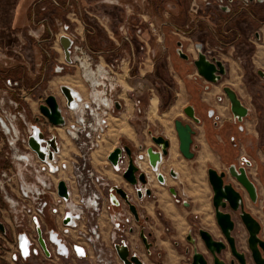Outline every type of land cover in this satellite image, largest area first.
Wrapping results in <instances>:
<instances>
[{"label":"built area","instance_id":"1","mask_svg":"<svg viewBox=\"0 0 264 264\" xmlns=\"http://www.w3.org/2000/svg\"><path fill=\"white\" fill-rule=\"evenodd\" d=\"M139 1L144 4L152 0ZM207 1L191 0L190 12L196 14L198 4ZM111 4L117 6L118 1L113 0ZM122 9L130 11L128 6ZM145 15H141L144 21ZM74 17L72 12L66 15V22L60 24L54 34V45L59 46L61 37L71 42L70 65L79 71L85 89L83 93L71 89L75 95L69 105L60 91L55 95L63 125L54 127L39 113L29 118L22 104L28 102L29 94L23 90L12 94L15 90L8 81L0 91V154L8 163L0 170V197L5 205L0 218L5 229L3 233L0 231V259L9 264H61L63 261L68 264L77 261L122 264L114 249V245L121 242L130 253L136 254L127 238L133 231H139L140 226L121 199L117 198L118 206L111 204L107 195L109 184L92 165V155L101 147L111 119L118 113L114 105L120 101L117 91L122 90L121 80L128 77L129 70L123 72L122 62L121 67L113 70L101 61V57L95 60L84 46L82 29L79 32L72 28V24H76ZM133 29L138 32V28ZM148 29L161 43L152 23L148 24ZM41 30H29L28 36L38 40L43 33ZM119 31L126 41L133 32L126 26H121ZM13 55L21 56L20 52H9L0 44V67L7 68L14 61ZM151 57H154L153 51ZM34 126L43 135L38 141L45 154L43 160L28 146ZM52 135L55 136V151L47 145ZM133 158L136 166L138 159H147L144 154ZM108 165L114 174L122 176L128 158L123 153L115 166L109 162ZM146 179H149L147 175ZM60 181L65 184L66 198L57 194ZM139 188L142 198L146 197L147 187ZM134 192L136 194L135 189ZM37 229L41 230L48 257L38 242ZM20 234L29 247L26 259L18 249Z\"/></svg>","mask_w":264,"mask_h":264},{"label":"rangeland","instance_id":"2","mask_svg":"<svg viewBox=\"0 0 264 264\" xmlns=\"http://www.w3.org/2000/svg\"><path fill=\"white\" fill-rule=\"evenodd\" d=\"M20 1L0 0V44L2 48L9 52L15 50L21 54V56L13 55L14 61L7 68L0 67V91L7 84V78L3 76V71L8 69L13 70L12 75L10 74L9 76L16 80L18 85L17 87L10 85L15 90L12 94H19L20 90L29 94L30 98L28 102H22V104L27 109V114L30 118L33 116L36 117L39 113L38 105L42 97L44 98L45 95L55 96V94L59 93L60 86H67L61 80L65 76H72L73 82L70 84L71 87L79 85L83 90L85 89L80 79L79 71L71 65H66L62 49L59 46L54 47V34L57 32L59 25L66 22V15L69 12H72L75 16L74 19H76V24H72V28H77L79 32L81 29L83 31V23L85 22L93 29V31L87 29L90 30L91 35L85 36L83 33L82 35L85 36L83 37L85 42L84 46L87 44L97 53L94 59L97 60L98 57H101L102 61L113 67V70L116 69V66H120L122 62V70L124 73L128 65V77L130 80L136 76L139 67H144L140 64L143 61V52L137 43L133 44L131 41L133 34H130L128 41H126L124 35L119 31V28L126 26L135 33L133 27L137 26L141 30L140 36L142 37L143 46L149 51L146 57L150 58L153 63L152 72L147 74L149 76L145 79L153 91L151 93L147 91V88H150L146 85L141 90V94H138L141 101L140 112L138 114L135 112L130 119L124 122L125 126L129 127L128 130H130L132 135L129 136L121 132L124 135H121L120 143L117 147H129L133 156L146 155L145 150L148 147L156 148L148 132H151L154 136L166 138L163 121L166 122V120H169L166 125L172 129V133L174 134L173 145L175 144V147L178 149V140L174 130V119L179 120L180 117H170L168 115V117L166 116L167 118L161 117L173 105L175 101L174 95L177 89L171 76L172 73L169 71L170 68L167 67V51L165 48L169 46L171 54L178 57L174 53L176 52L177 54V43H182L185 50L181 52L188 55L190 59L186 62L191 63V57L195 59L197 57L195 52L192 51V54H190L187 51V45L191 42L196 43L202 40L203 48L206 51H210L212 47L214 49H217L215 47H222L217 43V41H220L217 39L219 37L217 26L221 22V19H223L220 11L209 9L204 16L205 19H202V21L196 14L190 12V6L188 9L190 0H185L187 3L180 0H152L144 4H141L139 0H117V6L111 4L113 0H67L70 7L65 11H55V9L44 1L36 7V12H38V14L35 12L37 16L35 17L36 23L32 24L29 19L28 9L35 0H25L22 3L23 10L15 17L16 6ZM60 1L64 2L65 0ZM134 1L139 2L135 4ZM123 6L129 7V13L124 12V9H122ZM41 8L44 10L42 11ZM187 9L190 14L185 18ZM144 14H146L145 21L141 18V15ZM202 22H204V25L200 26ZM149 23H152L157 29L161 43L157 41V36L149 31ZM185 23H187L188 27H192L189 34V30L184 28ZM200 28L202 29L201 31H199ZM37 29H42L41 31H43L38 40L28 36L29 30ZM48 29L51 31L49 34L50 38L52 37V40L49 39V41L46 32ZM174 29L178 31L175 33ZM43 39H47V41L42 42L44 41ZM40 42H42L44 54L40 50H35L36 45ZM223 43H227V41H223ZM145 44H148L149 47H146ZM222 49L218 50V52L222 53L226 50L224 48ZM151 51L154 52L153 58L151 57ZM131 60H134V64L131 63ZM58 65L63 67L61 74L54 73V69ZM57 78L61 79L59 80ZM52 81L57 82L55 87L51 86ZM121 83L124 92L122 94L119 93L121 94L120 97L125 99V95H127L133 100L136 99L134 92L132 93L126 85L127 83L129 86H133V83L123 80H121ZM152 95L159 99L157 114L160 116L154 120H150L147 115L149 98ZM195 144H197L196 141ZM193 152L196 153V150H193ZM193 160L194 158L192 160H186L178 153L177 158H171V160L167 161L163 171L167 180L165 187H161L155 182V177H152V171L147 164V171L144 170V173L148 175V178L153 179L157 185L156 187L147 185V188L151 191L148 198L149 200L153 199L152 193H155L159 199V206L162 204L160 206L161 209L156 208L154 211V218L157 220L154 222L147 219L144 211L139 209V224L146 234L151 229L156 231V233L159 232L162 234L166 231L174 232L176 237H182L186 234L189 227H191L192 222H199L201 226L210 228L209 224L212 222L213 208L211 203L212 191L207 179V163L205 162L202 166V162H193ZM183 163L185 164V168L179 171L177 168L179 164ZM7 165V161L0 154V170L7 167ZM169 167L177 171V179H173L170 176L168 171ZM169 188L175 190L177 197L169 193ZM182 202L190 204V208H185ZM4 207L5 205L0 197V218L1 210H4ZM0 264L9 263L0 259Z\"/></svg>","mask_w":264,"mask_h":264},{"label":"crops","instance_id":"3","mask_svg":"<svg viewBox=\"0 0 264 264\" xmlns=\"http://www.w3.org/2000/svg\"><path fill=\"white\" fill-rule=\"evenodd\" d=\"M23 2H25V0H21L16 6L15 17H17L18 14L21 13V10H23ZM202 25H204V22H202L201 26ZM140 33V29H138V32L135 33L133 31L131 41L133 44L137 43L143 52V61H141L140 64L144 67L138 68V73L136 74L137 76L134 78L129 80L127 77L123 80L133 83V86H129L127 83L126 85L132 93L134 92L136 99L133 100L127 95H125V99L120 97L124 92L122 83V90L117 91L118 94L121 93L119 94L121 109L117 110L118 113L113 118L120 117L122 122L130 119L135 112H137V114L140 112L141 101L138 94H141V90L147 85L150 88H147V91L150 93L153 91L151 86L144 79L147 74L152 72L153 63L150 58L146 57V49L143 46L144 44L142 43ZM247 37L248 36L244 37V40H242L240 44H237L234 47H229L224 50V52L217 55L218 59L225 64L226 68L225 76L217 84H208L203 79L198 77L191 63L173 56L169 51V46H167L165 50L167 51V67L170 68L169 71L172 73L171 76L177 88L174 95L175 101L171 107L178 104L179 113L173 117H180L179 120L183 123H189L192 125V129L195 132L192 137L191 146V151L194 155L193 158L195 159L200 149L205 150L210 156V160L213 157L216 162L215 166L206 162L207 169L212 168L217 172L227 169L230 165H238L240 158L250 161L252 166L248 170V175L257 188L259 207L264 208V128L262 126L264 123V83L259 77L255 76L256 72L259 70L264 72V26L260 29V38L258 41H252L247 39ZM200 42L201 40L197 43ZM194 45V42L187 45V51L190 52V54H192V51L195 52ZM248 45L254 46V52L250 56L251 65L247 70L244 61L248 55ZM55 46L57 45H54V47ZM145 46L149 47L148 44H145ZM37 47L38 45H36L35 50H40L39 47ZM35 53L37 52L35 51ZM193 59L195 58L191 57V60ZM127 70H129L128 65L126 71ZM250 76L254 78V81L251 84L249 82ZM225 86L231 88L236 93L242 105L247 108L248 115L241 123L236 122L231 114L229 102L222 91ZM71 88L81 93L84 92L79 85H74ZM153 97L157 100L156 105L158 111L159 99L156 96L152 95L149 98V106ZM189 105L193 107L195 116L199 119V124L197 125L192 123L183 113V110ZM210 111L212 112L211 115ZM123 116L125 118H123ZM217 119H219V123L216 125L215 120ZM175 120L178 119H174V121ZM238 125L243 127L242 132L237 131ZM116 129V123L113 119H111L109 130L101 147L92 155V165L105 177L109 184V188L112 186L120 187L131 195V203L136 206L138 214L140 211L139 209H142L147 219H150V221L152 220L153 222L157 221L154 218V211L156 208L161 209L157 195L152 193L153 199L151 200H149L148 197H144L141 200L137 199L134 189L122 179V176L114 174L108 165L107 155L117 147L120 143L119 140L121 135H124L121 131ZM172 135L174 140V134L172 133ZM231 137L236 139V148H233L232 144L229 142ZM166 139L168 140L167 137ZM173 140L172 142L168 140L170 143L168 155L162 159V162L157 168V173L163 176H165L163 173L165 163L171 160V158L175 159L178 157L179 151L177 152L178 149L175 147V144L173 145ZM130 141L133 142L132 140ZM195 141L197 144H195ZM134 146L136 145L134 144ZM153 149L157 150V148ZM193 150H196V153H194ZM171 170H173L178 176V173L172 167H169L168 169L169 174ZM151 173L153 174L152 177H155V182L159 186L163 187L160 183H158L156 175H154L153 172ZM248 206L250 207V205ZM188 208H190V204ZM250 208L252 215L262 224L264 235V214H262L260 210L257 211L252 207ZM48 224L52 225L51 223ZM150 232L152 235L151 238L153 241L154 253H161L159 259H156L155 257V259L150 260L145 257L143 247L139 240V231H133L130 235H128L127 239L132 252L136 253L145 264H156V262H159L160 264H179L182 257L179 256L174 249L172 241L175 239H182L184 235L182 237H176L174 232L169 233L166 231L162 234L159 232L156 233V231L151 229ZM61 264L68 263L63 261ZM76 264H84V262L77 261Z\"/></svg>","mask_w":264,"mask_h":264},{"label":"water","instance_id":"4","mask_svg":"<svg viewBox=\"0 0 264 264\" xmlns=\"http://www.w3.org/2000/svg\"><path fill=\"white\" fill-rule=\"evenodd\" d=\"M222 10L226 9L222 8ZM70 45L71 42L67 38L61 37L59 39V46L62 49L63 58L67 65L71 64ZM180 47L181 43L178 42L177 55L182 60H188L187 55L181 52ZM195 49L197 57L192 62V64L196 74L208 84H216L220 82L221 78L226 74L225 64L215 57L209 59L206 53L201 50L199 46H197ZM62 71L63 67H56L54 69L55 74H61ZM259 74L264 77L262 73ZM59 91L66 99L67 105H69L75 93L68 86H61L59 88ZM223 93L229 102L232 116L237 122H242V120L247 116V108L242 105L241 101L231 88L225 86L223 88ZM114 105L116 110L121 109V105L119 102H115ZM38 112L41 116L46 118L49 124L54 127H60L64 123L57 100L54 95H47L45 97L43 102L38 105ZM183 113L192 123H194L195 125L199 124V119L195 116V112L192 106H187L183 110ZM211 114L212 112L210 111V115ZM34 121L37 122L38 118H35ZM174 130L178 140L179 153L184 159L192 160L194 157L191 151L192 137L195 134L194 130L192 129V125L189 123H183L181 120H175ZM149 135L151 137V141L156 146L157 150H154L152 147H148L145 150V154L149 167L153 172L157 173L158 165L162 162V159L168 155L170 143L166 138L162 136H154L151 132H149ZM41 139H43L42 133L37 127L34 126L33 133L28 140V146L33 152L37 154L40 160H43L45 154L43 153L38 143V141ZM47 145L48 148L52 149L53 151L56 150V142L54 135H52L51 139L47 141ZM123 153L128 158V165L125 172L122 174V179L136 190L137 199H141L143 194L141 192V189H138V187H145L148 184V181L146 179L145 173L140 171L139 168L135 165L131 149L127 146L116 147L107 155V161L112 166H115L118 160L122 157ZM48 158L51 159V151L48 152ZM242 162L245 164V166L237 167L236 165H230L225 171L221 172H217L212 168L207 169V179L212 191L211 203L214 210V218L229 243H232L230 232L233 228V222L231 220L230 211L239 212L241 222L248 233V243L253 253V259L256 260L255 264H264V260L260 259V261H258V256L260 254L257 249V244L264 254V239L260 241L258 238L260 225L249 213L245 212L243 209L244 200L242 191L246 192L249 200L252 203H256L257 190L254 183L249 179V176L246 171V167H249L250 163L245 159H242ZM170 175L173 178L177 177V174L173 170L170 171ZM156 179L161 185L165 184L164 177L161 174L157 173ZM236 185L239 187V189L236 187ZM168 191L172 196H177L174 189L169 188ZM57 194L59 197H67V190L65 184L62 181L57 184ZM150 194L151 191L149 189H146L144 191V195L146 197H149ZM107 195L113 206H118L119 202L117 198L121 199L127 205L128 210L132 214L135 222H139L140 218L138 210L136 206L131 203V196L126 191H124L120 187L112 186L108 189ZM182 204L185 208L189 207V204L186 202H182ZM0 231L2 233L5 231L1 223ZM200 234L212 255H214V250H216L217 252L220 250L217 247L219 244L215 243L206 231L200 230ZM37 235L38 242L41 248L43 249L45 255L48 257V252L43 242L40 229H37ZM139 238L141 239L145 249L148 251L150 245L147 244V238L143 230L139 232ZM17 242L18 249L21 253L22 258L26 259L29 256V247L25 237L20 234L18 236ZM214 247H216V249ZM114 249L117 257L119 258L122 264H144L143 261L136 254L130 253L129 248L123 242L115 244ZM191 264L206 263L200 254L195 253L192 258Z\"/></svg>","mask_w":264,"mask_h":264},{"label":"flooded vegetation","instance_id":"5","mask_svg":"<svg viewBox=\"0 0 264 264\" xmlns=\"http://www.w3.org/2000/svg\"><path fill=\"white\" fill-rule=\"evenodd\" d=\"M35 1H33V2H35ZM185 2L187 3V1H185ZM41 3H43V1H40L37 5H35V7H37L38 5H41ZM190 5H191V0L189 1L188 9H189ZM69 7H70V5L68 4V8ZM197 8L198 9H197L196 15L200 19L204 18V16L206 15V13L209 9H215L216 11H220V13L222 15L221 17L223 19H221V22L217 26L218 27L217 33L220 37V38L219 37L217 38L218 40H220V41H217V43H219L222 47H215L217 49H214L212 47L210 51H206L205 48H203V41L201 40L200 43L196 42L194 45L195 53H196L195 48L197 46H199L201 48V50H203L206 53V55L209 59H211L213 57L218 59V56H217L219 54L218 50H223L222 48L227 49L229 47H234L237 44H240V42L242 40H244V37H246V36H248L247 39H250V40L255 41V42L258 41L260 38V29L264 26V0H217V1L208 0L206 3H199ZM222 8H225L226 10H222ZM188 9L186 10V13L184 12L186 15L185 18L187 17L188 14H190L188 12ZM41 10H42V8H41ZM216 22H219V21H216ZM198 24H199V22H198ZM201 24L202 23H200V26H201ZM133 28H138V27L136 26ZM184 28L189 30L188 34L192 30V27L187 26V23L184 24ZM174 30H176V29H174ZM201 30L202 29L200 28L199 31H201ZM176 31H178V30H176ZM132 33L133 32H131L130 34H132ZM223 41H227V43H223ZM180 50L181 51L185 50V47L182 43H181ZM253 52H254V46L250 45L248 50H247L248 55L244 61L247 70H248L249 66L251 65L250 64V56ZM174 54L176 56H178L176 54V52ZM196 56H197V53H196ZM187 57H188V55H187ZM178 58H179V56H178ZM189 59L190 58L188 57V60ZM188 60H184V61H188ZM194 60L195 59H193L191 61L193 62ZM192 62H191V65L193 67ZM259 73H262L264 75V72L259 70L256 72V75H255L256 77H259L264 83V77H262ZM253 81H254V78L252 76H250L249 77L250 84ZM222 91H223V89H222ZM150 106H151V102H150ZM150 106H149V108H150ZM149 108H148V110H149ZM247 115H248V111H247ZM218 123H219V119L215 120V124L217 125ZM262 126L264 128V123L262 124ZM237 131L242 132L243 127L241 125H238ZM165 136L168 138V140H170L172 142L173 135H172V137H170L167 135V133H165ZM229 142L232 144L233 148L237 147V142H236V139L234 137H231L229 139ZM199 156L204 157V160L202 161V166L205 164V162H208L209 164H211L213 166L216 165V162L213 159V157L210 160V156L207 154V152L205 150H202V149H200L198 151L193 162L199 161V159H198ZM246 161H248V160H246ZM138 162H139V165L141 167L140 168L141 171H143V173L145 171H147L148 161L146 160V158H144L143 160H139ZM248 162L250 163V161H248ZM234 165H236L237 167L245 166V164L242 162V158L239 159L238 165L237 164H234ZM251 166L252 165L250 163V166L246 167L247 174H248V170L251 168ZM225 170H223V171H225ZM154 175H155V173H154ZM163 177L165 179V185H162V186H166L167 180H166L165 176H163ZM177 178H173V179H177ZM249 179H250V177H249ZM153 182H154V180L149 178L147 185L152 187ZM147 185H146V187H147ZM236 187L239 189V187L237 185H236ZM256 190H257V188H256ZM242 194H243V200H244L243 209L245 212L249 213L259 223L260 231L258 234V238L260 241H262L264 239L263 226L260 223V221L252 215L250 207L254 208L257 211L260 210V212L262 214H264V208L259 207L258 197H257L256 203H252L249 200L245 191H242ZM248 205H250V207ZM230 213H231V220L233 222V228L230 232V237L232 238V243H229V241L227 240V238L223 234L221 228L217 225L216 220L214 218V210H213L212 222L209 224L210 228L201 226V224L199 222H192L191 227H189V229L186 231V234L184 235V237L182 239H175L172 241V245H173L174 249L176 250L178 255L182 257L179 264H191L192 258L195 255V253L200 254L206 264H255L256 260L253 259V253H252V251L249 247V243H248V233H247L244 225L241 222L240 213L239 212H231V211H230ZM138 224H139V222H138ZM139 226H140V224H139ZM141 230H143V232L147 238V244L150 245V247L147 251L145 249L141 239L139 238L141 245L143 247L145 257L147 259H150V260L155 259V257H156V259H159V257L161 256V253H158V252L154 253L153 241L151 238L152 237L151 232H147V234H146L144 229L140 226L139 232ZM200 230L206 231L210 235L211 239L215 243L219 244L217 247L220 250L218 252L216 250H214V255H212L210 253V251L208 250L204 239L201 237ZM168 232L170 233V231H168ZM214 248L216 249V247H214ZM257 249H258L259 254H260L258 256V258H259L258 261H260V259L264 260V254L261 251V249L259 248L258 244H257ZM156 264H160V263L156 262Z\"/></svg>","mask_w":264,"mask_h":264},{"label":"bare ground","instance_id":"6","mask_svg":"<svg viewBox=\"0 0 264 264\" xmlns=\"http://www.w3.org/2000/svg\"><path fill=\"white\" fill-rule=\"evenodd\" d=\"M57 79H61V78H57ZM61 80H63L66 84H67V86L68 87H70L71 88V86H70V84L73 82V80H72V78H71V76H65V78H62ZM56 84H57V82H55V81H52L51 82V86L52 87H55L56 86ZM72 89V88H71ZM156 98L155 97H153L152 98V100H151V106H150V108H149V110H148V112H147V115H148V117H149V119L151 120V119H154V118H157V117H159L158 116V114H157V108H156ZM178 102L180 103V101L178 100ZM179 113V108H178V104H175L173 107H171V109H170V111L168 112V113H166V114H161L162 116L161 117H166L167 115L168 116H176V114H178ZM167 116V117H168ZM166 117V118H167ZM123 118H125L124 116H123ZM113 119V121L116 123V127H117V129L116 130H118V131H121V132H124V134H128L129 136L131 135V133L129 132L130 130H128V128L125 126V124H124V122L125 121H121V119H120V117L118 118V119H116V118H112ZM172 119V118H171ZM125 120V119H124ZM165 120V119H164ZM167 121H169V120H166V122L165 121H163V123H164V125H165V127H164V129H165V132L167 133V135L168 136H170V137H172V133H171V129L168 127V125H166V123H167ZM162 123V124H163ZM169 124V123H168ZM117 131V132H118ZM144 159V158H143ZM143 159H139V160H143ZM199 161L200 162H202L203 160H204V157L203 156H199ZM176 161V160H175ZM177 165V164H176ZM137 167L139 168V170L141 171V167H140V165H139V162L137 161ZM175 167V166H174ZM185 168V164L183 163V164H179V166H178V170L180 171V170H182V169H184ZM143 172V171H142ZM163 176V175H162ZM165 180V179H164ZM165 185V184H164ZM157 185H156V183L155 182H153V187H156ZM167 195V194H166ZM165 197V196H164ZM162 204V203H161ZM161 204H160V206H161ZM167 204V203H166ZM153 205V204H152ZM164 205H165V202H164ZM171 205V204H170ZM170 205H167V206H170ZM164 207V206H163ZM173 207V206H172ZM166 208V207H165ZM168 209V208H167ZM174 212H175V210H174ZM177 213V212H176ZM176 215V214H175ZM175 218V217H174ZM181 218V217H180ZM178 226V225H177ZM181 229V228H180Z\"/></svg>","mask_w":264,"mask_h":264},{"label":"trees","instance_id":"7","mask_svg":"<svg viewBox=\"0 0 264 264\" xmlns=\"http://www.w3.org/2000/svg\"><path fill=\"white\" fill-rule=\"evenodd\" d=\"M40 1H45V2H47L53 9H55V11L56 10H61V11H65V10H67L68 9V1L67 0H65L64 2H61L60 0H36L35 2H33V4L31 5V7H30V9H29V19H30V22L32 23V24H35L36 23V19H35V17H37L36 16V14H35V12H36V7H35V5H37ZM180 1H184V0H180ZM37 14H38V12H36ZM45 22V21H44ZM37 23H38V21H37ZM83 35H91V32H90V30L91 31H93V29L92 28H90L85 22L83 23ZM87 29H90V30H87ZM47 32V38H48V41H49V39L50 40H52L51 38H50V33H51V31H49V29L46 31ZM85 36H83V37H85ZM46 38V37H45ZM44 41H42V42H46L47 41V39H43ZM42 42H40V43H38L37 45H38V47H39V49H40V51H41V53L42 54H44L45 52L43 51V48H42ZM85 43V42H84ZM132 44V43H131ZM85 47H86V49L88 50V52L93 56V57H96L97 56V53H95L94 51H93V49L91 48V47H89L87 44H85ZM131 47H132V45H131ZM131 63L132 64H134V60L132 61L131 60ZM12 72H13V70H11V69H8V70H4L3 71V76L4 77H6L7 79H6V81H8L9 82V84L10 85H13L14 87H17V85H18V83L16 82V80H14V79H12L9 75L11 74L12 75ZM137 76V75H136ZM149 75H146L145 77H144V79H147V77H148ZM129 78V77H128Z\"/></svg>","mask_w":264,"mask_h":264}]
</instances>
